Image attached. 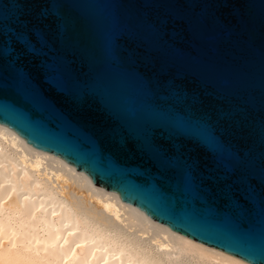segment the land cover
<instances>
[{"label": "water", "instance_id": "water-1", "mask_svg": "<svg viewBox=\"0 0 264 264\" xmlns=\"http://www.w3.org/2000/svg\"><path fill=\"white\" fill-rule=\"evenodd\" d=\"M0 125L264 264V0H0Z\"/></svg>", "mask_w": 264, "mask_h": 264}, {"label": "bare ground", "instance_id": "bare-ground-1", "mask_svg": "<svg viewBox=\"0 0 264 264\" xmlns=\"http://www.w3.org/2000/svg\"><path fill=\"white\" fill-rule=\"evenodd\" d=\"M0 264H249L177 234L0 125Z\"/></svg>", "mask_w": 264, "mask_h": 264}]
</instances>
